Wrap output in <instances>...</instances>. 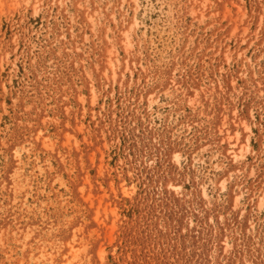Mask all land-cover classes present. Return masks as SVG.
<instances>
[{
	"label": "rangeland",
	"instance_id": "obj_1",
	"mask_svg": "<svg viewBox=\"0 0 264 264\" xmlns=\"http://www.w3.org/2000/svg\"><path fill=\"white\" fill-rule=\"evenodd\" d=\"M0 264H264V0H0Z\"/></svg>",
	"mask_w": 264,
	"mask_h": 264
}]
</instances>
